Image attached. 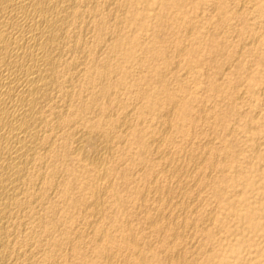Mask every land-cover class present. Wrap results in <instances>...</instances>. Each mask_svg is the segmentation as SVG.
I'll return each mask as SVG.
<instances>
[{
  "label": "bare ground",
  "instance_id": "1",
  "mask_svg": "<svg viewBox=\"0 0 264 264\" xmlns=\"http://www.w3.org/2000/svg\"><path fill=\"white\" fill-rule=\"evenodd\" d=\"M96 1L0 0V264H61L64 234L54 236L53 217L63 212L60 201L47 199L76 190L58 178L76 170L90 174L82 207L89 219L82 218L77 236L92 229L100 241L88 264H264V101L258 103L264 71L248 73L251 67L238 59L246 50L264 64V0H129V20L139 32L111 37L95 77L93 27L98 42L110 35L93 23ZM105 3L113 13L123 8L120 0ZM207 12L215 13L214 22L203 21ZM209 28L238 42L222 50L224 39L215 41L205 60L194 42ZM114 58L136 63L128 69ZM117 70L118 78L99 82ZM217 75L221 82L211 80ZM202 76L204 85H194ZM151 79L158 88L147 84ZM93 92L105 95L95 122ZM247 101H254L249 122L259 126L244 142L235 140L242 132L230 117ZM201 124L217 135L199 136ZM241 148L258 164L248 167ZM117 160L126 163L115 172ZM65 161L77 168H65ZM113 173L125 180L126 199L115 189ZM122 201L135 215L122 213L114 227L121 243L110 246L103 216L111 207L122 211ZM131 221L147 234L138 235ZM148 236L155 247L143 246Z\"/></svg>",
  "mask_w": 264,
  "mask_h": 264
},
{
  "label": "rangeland",
  "instance_id": "2",
  "mask_svg": "<svg viewBox=\"0 0 264 264\" xmlns=\"http://www.w3.org/2000/svg\"><path fill=\"white\" fill-rule=\"evenodd\" d=\"M120 1H121V3H123V8H121L118 11H116L115 13H113V10H110L107 7V4L105 3V0H102V1L101 0H97L95 2V5L96 6H95V14H94V17H93V19H94L93 20V23L100 22L101 23V27L110 29L109 30V32H110L109 37L107 35H105V37L103 38V42H98L97 40L100 37L99 30L97 29L96 26L93 27V45L95 46V47L93 46L94 47L93 48V62L95 63V64L93 63V76H95V77H97V71L100 70L101 68H103L104 65H105L104 59H105V57L108 54L109 46L113 42V39L116 38L117 36H120V35H124V36H127V37H132V36L136 35L139 32L138 26L135 25V24H133L129 20V15H130L129 10L131 9L130 1L129 0H120ZM98 3H100V4H98ZM105 5H106L107 8L105 7ZM153 6L154 5L152 4V2H150V5H148V7H153ZM112 14H113V16H112ZM117 15H118V18H117ZM206 16H207V18L205 20H203L204 22H209V21L210 22H214L215 19H216L215 18L216 17L215 16V13L207 12L206 13ZM111 17H113V19ZM98 19H99V21H98ZM110 20H112V21H110ZM117 22H118L119 26H118ZM148 22L150 24H153L154 23V20H149ZM115 24H117V25H115ZM172 29H173V32H174L175 29L173 27H172ZM260 29L262 30L263 28L260 27L259 30ZM116 30H117V32H116ZM224 32L225 31H219L217 28H215V29L214 28H209L206 31H204V30L201 29V33L199 34L201 37L198 38L199 39L198 41L195 40V42H194V46L198 50V53L197 54H199V56L202 55L201 57L204 58L205 60H207L205 57H209V52H208L209 51V47H212L213 45L216 46V42L215 41H217V40L218 41H222L223 39H224V42L222 41L221 42L222 45H219L218 47L220 49H222L223 47L226 46V48H224L225 50L226 49L227 50L232 49L233 47H231V46L232 45L234 46L235 43L238 42V37L232 35L234 38L232 36L229 38L230 34L227 35V33L225 32V34H224ZM115 34H117V35H115ZM176 35L177 34H174L172 37H175ZM111 37H114V38H111ZM162 37L165 38L164 35L160 34V40L162 39ZM106 38L107 39L110 38V39L107 40ZM211 40L213 41L212 43H210ZM105 43H108V44H105ZM221 43H219V44H221ZM100 44H101V47H100ZM162 45H166V43L163 42ZM123 48L124 47H122L121 49H123ZM220 49L218 50V54H220L221 53L220 51L223 50V49L222 50H220ZM99 50H101V51H99ZM139 50H140L139 47H137L136 48V52H139ZM244 52H246V50ZM244 52L241 51L240 56H239L238 59H240V61H241V63L243 65L246 64V67H248V65H249V68L251 67L250 69H248V73H251V74H255L256 73V74H258V72H263L264 71V69H263L264 68V64H261V63H259L257 61L256 54H254V53L253 54H251V53L246 54ZM98 53H100V54H98ZM99 55L101 57H99ZM242 56L245 57L246 59L243 58ZM212 57L210 56V58H212ZM217 57L220 59L221 58V54H220V56L217 55ZM217 57H214V58H217ZM218 58L216 60H218ZM250 58H251L252 62H251ZM114 59H115L116 62H118V64H117L118 66L122 67V66L125 65L126 68H128V69H130L129 66L131 64L134 65L136 63V62H132V63L126 62L127 63L126 64V63H124V60L123 59H117V60H116V58H114ZM186 59L187 60H190V57H187L186 56ZM186 59L184 57H182L180 60L181 61H185ZM255 62L257 64H255ZM247 63H250V64H253L254 63V65H250V64H247ZM121 64H122V66H121ZM157 64H158L157 67L161 68L162 71H165L166 70V67H165L164 64H161L160 62H158ZM94 66H96V67H94ZM225 68H226V66L221 67V69H223L226 72L227 70H225ZM134 71H136V69ZM121 72L122 71L117 70L112 75H109V77L106 76L105 78H101L99 80V82L104 83V84H107V82H112V79L114 80V79L118 78L121 75ZM165 75L167 77L169 76L168 74H164V78L166 77ZM208 77H210V74H208ZM248 77H244V78H248ZM221 78L222 77H219L217 75L215 77V79H213L212 76H211V80H213V81H215L217 83L218 82H221L219 80ZM204 79H206V78H204V76L197 78L195 81L193 79V81H194L193 84L194 83H197V84H194V85L203 86L204 85L203 84ZM168 80H170V79L168 78ZM146 82H147V84H149L151 82L149 85L155 87V89L159 87V84L155 81V79L154 80L153 79L147 80ZM142 86H144V83L143 82H142ZM238 87H240V86H238ZM241 88H244V86H242ZM93 93L95 94L96 92H93ZM199 94L202 96V92L201 93L199 92ZM96 95H97V99H96L95 103H93V113H92L91 118H90L91 120H93V122H95L99 118L98 108L102 105V103H104V98H105V95L102 96V98H100L101 96H99L97 93H96ZM186 96L188 98L189 94H186L185 97ZM261 101H264V100H259L258 103H260ZM245 104L237 110L238 113L237 112H233V114L234 113L235 114L234 115L232 114V116L230 117L231 125L232 124L235 125V126L232 125V127L234 126L236 128H239V130L242 132L241 134H238L239 136L236 135L235 140L236 139H240V140L242 139L243 140V137H244V142L246 141V138H247L245 135H247V136L250 135L251 134V131H253L254 129H257L258 128L257 126H259V123L256 124V123H250L249 122L250 117L253 114V111L252 110H253V107H254V101L253 102L252 101H247ZM250 106H251V108H250ZM192 113H194V112H192ZM250 113H252V114H250ZM206 115H208L207 114V111L204 112V116H206ZM205 126L206 125H202V124L200 125L201 129H199V132H200L199 136L200 135H206V134H208V132L212 136H213V134L214 135H217V132H216V130H215L214 127L213 128H209L208 126H206L208 131H205V129H206ZM212 129H213V131H212ZM202 132H204V133H202ZM260 136H263V135H260ZM260 140H261L260 141V143H261L263 141V138H261ZM122 145L123 144H120L119 146H122ZM131 146L136 149V147H135L134 144L131 145ZM234 147L236 148L235 144H234ZM239 150L241 151V153H243V155L247 156V160H248L247 166L248 167H250L252 165L258 164L259 159H257L252 152H250L249 150H244L242 148L239 149ZM236 158H238V156L235 157V159L231 162L233 165H235L237 163V159ZM135 159H137V158H134V160ZM251 160H253V161L251 162ZM65 162L66 163L63 165L65 168H68V169L69 168H71V169H76L77 168L76 167V164L74 162H71V161H65ZM125 163H126V161L123 163V162L117 160L116 171L115 172L118 171V168H122L125 165ZM60 167L61 166H58V168H60ZM263 168H264V166H263ZM69 172L72 173L73 175H70V177L67 176V175L65 176V173L61 171V173L59 172L58 174H60V175L62 174V175L61 176L59 175L60 177L58 176V178H60V180L63 181L64 184L66 182L67 183L68 182H71L72 187L73 188H76V190L73 189V190H70V191L68 190L67 192L64 191L63 193H61V195H60V193L52 194L54 196H49L48 195V199H47V200H51V201H53V200L60 201L59 202V205H60L61 211L63 212L62 215H61V213H59L58 215L55 214V216L53 217V220L55 221V225H56V231H54V236L57 237L59 235V233H61V234L63 233L64 234V242L61 244V247L62 248H61V251L59 253L61 255V258H60L61 264H88V263L94 261L97 258V250H98V246L100 244V241L99 240H96L94 238L93 230L92 229H91L92 232H90L91 230H89L88 232H84V233H86L88 235L87 237H86V234L85 235H80V236H77V235L80 234L78 232H80L81 230L83 231V229H84V224H81L80 225V223L82 222V218H84V220H88L89 219V218L86 219V217L83 215L84 213L82 212V207L84 206V204L86 202V197L88 196V188L90 186L89 185L90 179L88 180L87 177L85 178V174L88 175L89 177H90V174L89 173L81 172L80 170L69 171ZM74 174H77V175H74ZM113 174L114 175H113V178L112 179H114L113 180V183H114V185L116 187L115 189L117 190V192L119 193V196L121 198L126 199L127 198V192H126V188L123 187V181H125V180L122 177H120V175H118V173H113ZM125 177L126 178L130 177V174H126ZM249 177L253 181H256V182L261 181V176L259 174L252 173L251 175L249 174ZM137 183H139V182H137ZM135 185H137V184H135ZM83 187H86V188H83ZM258 201H260V199L257 200V201L254 200V202H258ZM263 201L264 200H261L259 203H262ZM122 203H123V207H122L123 209L122 208L121 209L124 212H122L118 208L115 209V208H112L111 207V208H108V211L109 212L106 213L103 216V219L104 220L102 221V223H104V225L106 226L107 232L109 233V236L111 237V239L108 241V244L110 246H118V244L121 243V241H117L118 240L117 237H114V235H116L118 233V231H116V228H118V227H116V228H114V227L117 225L116 223L118 222V220H120V217L123 216L122 213H124L127 217H130V218H134L132 216L135 215V214L132 215L134 212L132 210V207L129 204H127V202L124 203L122 201ZM135 217H138V216H135ZM259 217H260L261 220L264 221V217H261V216H259ZM33 219H32V217H30L29 221H32ZM111 219H113L112 222H111ZM71 225H74V226L76 225L77 227L72 228V227H70ZM131 225L133 226L135 232L138 233V235H139V232H140V235L145 234L147 232V229H144V227L140 226L136 221H134V222L131 221ZM62 230H64V231H62ZM88 233H90V235ZM249 235H251V238L252 239H256L257 240V234L253 236L251 233H249ZM46 239H49V238H46ZM73 240H74V242H73ZM43 241H44V243L46 242V240H43ZM147 241H148V243H147ZM155 242L156 241H155L154 236L153 237L148 236L147 238H145V240L143 242V246H145V245L148 246L147 244L150 243V245L152 244L151 247H155L156 246V243ZM70 244H72V245H70ZM188 249H190V247ZM38 259H41V256H39ZM159 261L162 262V260H159ZM193 263H195V264H201V261H200V259H196L191 264H193Z\"/></svg>",
  "mask_w": 264,
  "mask_h": 264
}]
</instances>
